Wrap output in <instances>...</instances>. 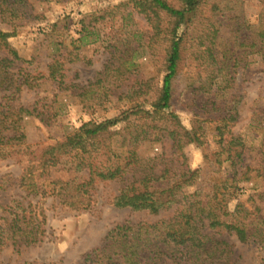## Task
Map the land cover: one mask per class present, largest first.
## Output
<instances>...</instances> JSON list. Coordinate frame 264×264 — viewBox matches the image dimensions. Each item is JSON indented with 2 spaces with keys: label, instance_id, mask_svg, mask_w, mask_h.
Instances as JSON below:
<instances>
[{
  "label": "trees",
  "instance_id": "obj_1",
  "mask_svg": "<svg viewBox=\"0 0 264 264\" xmlns=\"http://www.w3.org/2000/svg\"><path fill=\"white\" fill-rule=\"evenodd\" d=\"M173 1L127 0L152 29L148 47L152 48L157 41L166 45L164 76L155 96L151 98L153 79L140 80L118 98L131 104L118 117L83 123L52 145L40 150L27 148L24 152L29 160L19 186L35 197L55 198L74 211H85L95 202L92 195L95 182L117 181L121 186L111 200L116 209L156 215L175 207L173 216L164 221L113 227L102 245L85 254L80 264H162L165 260L172 264H233L231 246L223 239L225 235L234 236L241 244L256 238L258 233L264 239V217L258 215L261 209L237 200L245 194V184L251 177L248 167L243 166L244 143L240 136L232 133L237 118L236 103L217 102L220 92L233 83L232 74L227 73L225 63L214 50L221 29L229 27L220 17L234 6L228 1L222 8L214 3L206 16L204 0ZM29 8L28 0H0V21L15 32L33 17ZM242 25L249 35L241 40L238 30H231L232 46L261 53L264 62V7L256 24ZM85 32L84 26L78 43L90 34ZM130 53L135 51L130 50ZM186 53L192 62L203 60L194 75H187L190 95L200 98L198 104L192 103V130L181 125L172 103L179 65ZM62 57L52 58L47 65L46 80L62 85L65 78ZM129 62L123 61L120 68L115 69L118 76L128 71L124 66ZM30 64L0 33V142L5 139L22 142L20 122L24 118H39L45 124L49 119L35 104L24 107L16 103L23 90H32L38 80L44 79L23 69ZM102 83L99 78L92 86L104 90ZM209 94L213 97L204 100L202 96ZM106 98L107 92L103 91L97 101H107ZM143 103H149L150 109L142 106ZM254 122L250 127L260 125V120ZM207 127L213 133L216 149L211 156L205 154L211 184L208 192L196 190L186 194L185 190L197 183L203 169H190L182 150L191 144L206 145ZM166 140L173 150L171 158L149 159L137 154L142 144ZM160 166L162 168L156 171ZM54 170L72 174L86 171L87 175L84 179H52ZM227 200H237L231 213L224 209ZM0 209L8 214L0 229V250L8 245L19 249L43 242L46 217L42 209L24 205L22 201L0 206Z\"/></svg>",
  "mask_w": 264,
  "mask_h": 264
},
{
  "label": "rangeland",
  "instance_id": "obj_2",
  "mask_svg": "<svg viewBox=\"0 0 264 264\" xmlns=\"http://www.w3.org/2000/svg\"><path fill=\"white\" fill-rule=\"evenodd\" d=\"M227 1L234 7L220 17L229 27L221 29L214 53L225 63L227 73L232 74L233 83L225 89L226 92H220L217 102L236 103L237 118L233 122L232 133L240 136L244 143L243 166L250 170L251 180L245 184V194L237 200L245 202L248 207L257 205L261 209L258 215L264 217V62L261 53L233 47L229 36L231 30H238L241 40L248 37L249 32L242 23H257L264 0H204L205 15H209L214 3L222 8ZM28 3L33 16L28 23L14 32L8 24L0 21V33L6 36L22 59L31 62L24 66L25 71L44 76L35 88L23 90L16 103L24 107L35 104L40 111L46 112L49 119L45 124L39 118H24L20 122L23 141L18 143L5 139L0 142V206H9L14 201L36 205L46 217V234L43 242L37 245L19 249L5 246L0 250V264H80L85 254L102 245L113 227L124 223L164 221L173 216L175 207L156 215L116 209L111 200L121 186L117 181L95 182L92 191L95 202L85 211H74L55 198L35 197L19 186L20 176L29 160L24 152L27 148L40 150L52 145L83 123H99L118 117L131 105L118 98L140 80L153 79V98L154 93L160 90L164 76L166 45L157 41L152 48L148 47L152 29L127 0H28ZM84 26V34H90L78 43ZM130 50L135 53H130ZM61 55L65 75L62 85L46 80L47 65L52 58ZM123 61H130L124 66L128 71L118 76L115 69L120 68ZM202 62H192L188 53L183 54L174 83L173 110L187 130L193 128L192 103L196 101L198 104L200 99L190 95L187 75H194L197 65ZM201 75L204 76L205 72ZM99 78L104 90L92 86ZM218 80H221L220 76ZM103 91L107 92V101L98 103L97 98ZM202 97L205 100L213 95ZM141 105L150 109L149 103ZM257 120H260V125L250 127ZM206 140L208 143L204 146L191 144L182 150L190 169H203L197 183L185 190L186 194L196 190L208 192L211 184L212 175L205 168V154L210 153L211 156L216 149L213 133L208 127ZM172 152L168 140L145 143L137 149L140 157L149 159L163 157L165 160L171 158ZM86 175V171L72 174L54 170L51 173L52 179L61 180L84 179ZM237 200H227L225 211L231 213ZM7 218L8 214L0 209V229ZM223 239L231 246V263L264 264V239L259 233L245 244L230 235ZM162 264L172 262L165 260Z\"/></svg>",
  "mask_w": 264,
  "mask_h": 264
}]
</instances>
